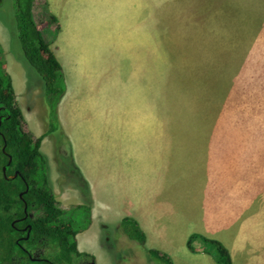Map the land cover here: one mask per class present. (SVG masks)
Returning <instances> with one entry per match:
<instances>
[{
    "label": "crops",
    "instance_id": "1",
    "mask_svg": "<svg viewBox=\"0 0 264 264\" xmlns=\"http://www.w3.org/2000/svg\"><path fill=\"white\" fill-rule=\"evenodd\" d=\"M89 1L45 0L46 12L53 16L49 23L38 24L64 80L56 106L58 130L44 135L39 149L47 169L53 170L48 176L56 201L64 208L71 200L89 204L90 224L77 232V249L95 257L100 242L94 246L93 241L101 228L119 230L120 221L129 217L143 232L144 246L166 253L173 264H216L214 254L199 242L197 251L187 247L192 234L219 241L231 264H264V124L256 126L264 123V114L250 122L248 118L249 125L233 133L216 128L215 119L207 116L215 113L205 101L197 117L204 119L203 128L170 112L147 125L146 51L122 49L129 46L126 39L133 47V37L119 36L118 51H112L111 42L104 45V37H85L80 18ZM129 6V0L121 5ZM66 17L71 28L61 30ZM119 18V25L127 19L121 9ZM48 25L65 36L56 41ZM10 40L0 25L4 69L25 125L38 137L48 126V108L41 103L44 85L19 53L9 51ZM147 135L154 139L149 149ZM57 137L62 147H54V152L58 149L69 163L66 179L44 150ZM69 174L76 175L80 185L69 180ZM95 221L99 228H93ZM86 231L90 239L84 249L79 236Z\"/></svg>",
    "mask_w": 264,
    "mask_h": 264
},
{
    "label": "rangeland",
    "instance_id": "2",
    "mask_svg": "<svg viewBox=\"0 0 264 264\" xmlns=\"http://www.w3.org/2000/svg\"><path fill=\"white\" fill-rule=\"evenodd\" d=\"M35 1L37 24L49 23L52 18L49 15L53 14H47L45 0ZM125 1H89L80 18L81 28L85 37H104V45L111 42L112 51H118L121 35L134 38L131 48V39L124 40H129V46L122 47L128 53L129 50L141 54L146 51L147 125L170 112L180 113L182 119H189L195 128H203L204 119L197 117L205 101L215 113V116H207L215 119L216 128L233 133L264 114V0H129L130 6L122 8ZM120 9L127 17L122 25H119ZM55 11L59 12V7ZM13 12L12 0H0V25L10 36L9 51L17 54L20 51L16 48ZM47 28L56 41L59 36H65L61 31L53 32L50 25ZM60 28H71L67 17L60 21ZM44 56L50 59L52 54L48 50ZM116 63L113 60L112 65ZM128 64L129 61L124 65ZM32 79L29 77V81ZM40 81L44 86L48 83L47 78ZM262 124L260 121L256 126ZM56 140L55 144L47 142L44 150L51 153L56 172L66 179L69 163L63 160L58 149L54 152V147H62L61 138ZM153 140L147 135V149ZM49 173H53L51 168ZM69 176V180L80 185L76 175ZM49 186L53 191L55 187L51 183ZM61 192L62 188L58 196ZM57 204L64 209L65 217L72 216L79 232L86 229L83 225L87 209L76 210L75 207L89 208V204H76L73 200L68 201L65 208L60 201ZM93 228H99L98 221ZM89 235L86 231L79 236L84 249L89 247ZM96 238L94 246L100 242L99 247L95 246L96 264H164L114 226L101 228ZM206 250L216 253L209 246Z\"/></svg>",
    "mask_w": 264,
    "mask_h": 264
},
{
    "label": "trees",
    "instance_id": "3",
    "mask_svg": "<svg viewBox=\"0 0 264 264\" xmlns=\"http://www.w3.org/2000/svg\"><path fill=\"white\" fill-rule=\"evenodd\" d=\"M34 2L35 0H12L14 33L18 44L14 45L19 48L20 57L30 71L37 77L48 79L47 85L43 87L48 108V126L44 134L38 137L27 130L14 97L11 77L4 69L0 52V264H4L2 261H9L13 255L24 254L19 243L31 246L40 236L51 246L49 251L53 256L65 253L84 254L77 249L75 236L79 229L74 226L71 215L65 217L64 209L58 206L49 186L47 159L39 149L42 137L58 130L56 106L64 92V80L59 62L53 55L50 59L44 56L49 46L33 16ZM14 172H17L14 178H5ZM80 207L87 209L83 225V228H87L90 224L89 208L76 205L75 209L79 210ZM25 224L30 226L28 237L18 239V236L24 235V231L17 228ZM119 228L149 255L160 259L164 264H173L165 253L144 246V234L134 219L124 217ZM197 242L202 249L206 246L215 249L216 264H231L227 249L219 241L192 234L187 239V247L193 252L197 251Z\"/></svg>",
    "mask_w": 264,
    "mask_h": 264
},
{
    "label": "flooded vegetation",
    "instance_id": "4",
    "mask_svg": "<svg viewBox=\"0 0 264 264\" xmlns=\"http://www.w3.org/2000/svg\"><path fill=\"white\" fill-rule=\"evenodd\" d=\"M17 220V219H14ZM29 224L17 229L23 230L24 235L18 236V239H26L28 237ZM30 246L26 243H19V247L24 254L13 255L9 261H2L4 264H96L92 254L83 252L82 255H74L65 253L62 256H53L49 251L51 246L42 240V237L36 239V242ZM79 251V250H78ZM81 252V251H80ZM50 255V256H49Z\"/></svg>",
    "mask_w": 264,
    "mask_h": 264
},
{
    "label": "water",
    "instance_id": "5",
    "mask_svg": "<svg viewBox=\"0 0 264 264\" xmlns=\"http://www.w3.org/2000/svg\"><path fill=\"white\" fill-rule=\"evenodd\" d=\"M10 160V157L8 158V161ZM4 168L5 167H3L2 168V171H3V174H4ZM5 175V174H4ZM17 175V172H14L12 175H10V176H5V178H14L15 176ZM19 196H21V193H19ZM25 216H26V214H25ZM13 224V223H12Z\"/></svg>",
    "mask_w": 264,
    "mask_h": 264
}]
</instances>
